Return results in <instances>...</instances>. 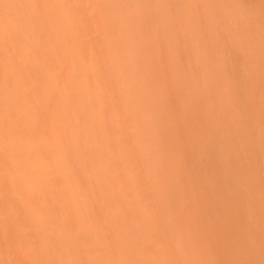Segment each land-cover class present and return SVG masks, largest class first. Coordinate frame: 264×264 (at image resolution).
Segmentation results:
<instances>
[{"label":"bare ground","instance_id":"1","mask_svg":"<svg viewBox=\"0 0 264 264\" xmlns=\"http://www.w3.org/2000/svg\"><path fill=\"white\" fill-rule=\"evenodd\" d=\"M0 264H264V0H0Z\"/></svg>","mask_w":264,"mask_h":264}]
</instances>
